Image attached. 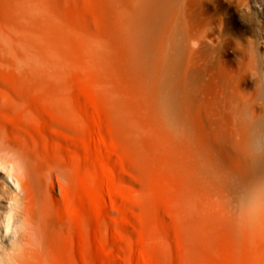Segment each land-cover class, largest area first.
Wrapping results in <instances>:
<instances>
[{
    "label": "rangeland",
    "instance_id": "rangeland-1",
    "mask_svg": "<svg viewBox=\"0 0 264 264\" xmlns=\"http://www.w3.org/2000/svg\"><path fill=\"white\" fill-rule=\"evenodd\" d=\"M219 2L224 10L218 8L215 0L204 1L201 21L212 26L214 33L211 36L217 47L206 58L191 53L187 74L204 69L205 88L201 103L193 101L191 95L182 89L183 124H174L158 115L160 77H146L140 69L128 67L123 57L128 48L115 38L112 41L106 38L111 12L104 4L105 0H52L50 8L58 11L61 18L55 20L53 15L51 19L54 21H49L60 24V30H53L43 36L44 39L38 38L31 42L33 45L21 41L31 60L37 58L41 61L48 57L44 47L52 45L56 48L55 56L59 57L60 64L55 65L63 68V78L74 83L71 99L77 113L86 117L87 130L78 129L74 123L53 115L50 106L39 98L33 97L27 104L50 125L44 129L32 123L27 128L29 133L45 147L58 149L67 161L74 164L68 193L72 204L81 207L79 201H85L86 208L94 210L93 214H86L85 206L82 212L70 203L73 222L77 221L79 213L87 215L88 219L83 217L84 222L87 220V228L84 227L87 233L71 223L70 235L62 244L60 261L63 264H264V224L259 223L264 222V210L262 213L259 210L261 216L257 213V219H254L259 228L252 222L251 226L245 224L238 208H233V212L232 208L227 210L215 201L207 170L211 161L213 108L224 97L220 87H215L213 92L208 87L213 79L235 78L236 85L239 84L238 87L251 96L256 84L248 65L249 45L254 38L251 28L241 20L234 1ZM226 10L231 14L233 29L218 40ZM36 22L44 26L41 18ZM82 28L98 30L102 34L100 45L103 43V46L90 48L93 57L98 58L97 53L102 57L99 58L101 68H94L75 50L81 46L80 42L89 40ZM19 38L21 40L16 34L1 38L3 63L14 64L0 69L1 80H13L18 75L19 65L25 66L30 60L21 58L17 49L9 46L11 41L17 43ZM263 42L259 51L264 66ZM34 44L37 45L33 47ZM106 44L113 47L110 57L104 51L105 46L108 49ZM30 69L28 65L21 70L26 74ZM5 89L17 92L12 86ZM114 97L137 118L135 121L121 120L118 104L112 100ZM22 112L26 113L24 109ZM168 128L177 131L173 140ZM159 129H163L162 136L156 133ZM126 130L137 131L140 139L133 141ZM92 132L99 135L100 142L91 138ZM199 149L204 153L201 156ZM89 159L93 161L89 162ZM225 171L227 182L243 181L246 177L240 158L230 151ZM67 203V200L63 202V209ZM95 211L104 220V234L98 233L101 221L96 219ZM242 224L249 225L250 232L252 230L255 234ZM81 233L85 234V245L79 236ZM159 237L163 238V243Z\"/></svg>",
    "mask_w": 264,
    "mask_h": 264
},
{
    "label": "bare ground",
    "instance_id": "bare-ground-1",
    "mask_svg": "<svg viewBox=\"0 0 264 264\" xmlns=\"http://www.w3.org/2000/svg\"><path fill=\"white\" fill-rule=\"evenodd\" d=\"M204 1L105 0L104 3L111 12L107 29L109 36L106 38L111 41L115 38L120 45L128 48L123 56L128 67L140 69L146 77L150 75L160 77L158 115L174 124H183L185 121L182 89H185L196 103H201L204 93L206 71L199 68L187 74L191 53L206 58L212 55L217 47L215 38L211 36L214 33L212 26L208 22L201 21ZM232 1L238 6L241 20L250 26L254 36L253 40H250L248 65L256 78V84L251 96L238 87L239 84L236 85L238 82H235V78L219 77L217 80L213 79L208 87L212 92L215 87H220L224 97L219 104H216V108H213L215 117L212 119L214 129L211 161L207 170L215 201L228 208L227 210L238 208L245 224L250 225L251 222L255 224L254 219H257L259 210H264V66L259 51V46L264 40V0ZM51 2L52 0H0V52L2 49L0 69L14 65L7 61L3 63L1 43L3 35L16 34L21 37L17 43L10 40L8 42H10L9 46L11 44L15 47L12 49H17L20 57L27 61L30 55L21 41H27L25 44H29V41L32 44L38 38L44 39L43 36L49 35L53 30H60V24L56 25L54 22L56 27L49 21L52 20L53 15L56 16L55 20L61 18L58 11L50 8ZM215 2L218 3L220 10H224L219 0ZM223 15L224 23L217 35L218 40L230 34L233 29L231 14L226 10ZM37 18L44 20V26L38 25ZM82 29V33L86 30V39L89 40L85 42L84 38V42L79 41L81 46L78 42L77 45L80 47L75 50L88 59L94 68H101L99 58L102 57L97 55L99 50L95 51L98 57L95 58L90 48L99 49L103 41L102 34L91 28ZM65 32L67 33L68 30ZM106 45L108 49L105 46L104 51H107L110 57L113 47ZM44 48L48 57L45 56L41 61L31 57L34 59H30L31 61L29 60L25 65L31 66L28 73L25 74L21 70L24 65H19L18 75L13 80H1L2 76L0 77V264H63L60 261L62 244L66 236L70 235L71 223H75L83 231L85 226L87 228L85 225L87 220L85 219V222L83 220L87 215L82 213L84 206L86 214L94 211L89 207L86 208L88 204L86 205L85 201H79L80 207V205L76 206L77 203L72 204L69 198L74 164L67 161L58 149L45 147L27 130L32 123L44 129L50 127L46 120L28 108V101L33 97L48 104L53 115L74 123L78 129L87 130L86 117L77 113L71 99V90L75 85L63 78V68L60 66V69L55 65L59 63L57 61L59 57L55 56L56 48L52 45ZM8 86L14 87L17 92L7 91L5 88ZM112 100L118 104L121 120L137 119L122 106L120 100L116 97ZM23 109L26 113L22 112ZM167 130L170 139L173 140L177 134L176 129ZM126 132L133 141L140 139L137 131L126 130ZM162 132L163 129L156 130L161 136ZM91 138L96 142L101 141L97 133L92 132ZM197 139L201 140L199 132ZM199 151L203 150L199 149ZM228 151L240 158L246 174L243 181L232 183L226 181L225 166ZM201 152L200 156L204 154ZM92 161L89 159V162ZM65 200L68 203L63 209L62 204ZM70 203L82 209L78 218L75 216L76 222L72 221L73 212ZM94 215L101 221L98 233L100 231L104 234L105 227L102 225L104 220L101 214L95 211ZM259 215L261 216L260 213ZM240 220L239 222L244 223ZM259 223L264 224L263 221ZM249 225H246L248 229ZM261 225L260 229H262ZM256 227L259 228L257 225ZM84 232L87 233V229L86 231L84 229ZM251 232L254 233L252 230ZM83 234L79 236L81 235L82 244L85 245V234ZM159 240L164 242L162 237H159Z\"/></svg>",
    "mask_w": 264,
    "mask_h": 264
}]
</instances>
